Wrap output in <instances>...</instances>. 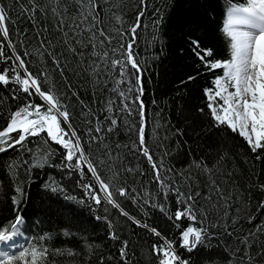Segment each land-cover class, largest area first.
Masks as SVG:
<instances>
[{"label":"snow or ice","instance_id":"snow-or-ice-1","mask_svg":"<svg viewBox=\"0 0 264 264\" xmlns=\"http://www.w3.org/2000/svg\"><path fill=\"white\" fill-rule=\"evenodd\" d=\"M49 4L41 5L38 0L19 4V18L27 20L32 29L17 28L14 42L9 25L17 21L10 15L11 6L0 0V89L8 91L0 102H15L14 110L8 111L0 125V153L14 152L7 164L9 171L18 163L29 172L34 167L43 168L58 151L59 163L53 166L76 181L83 190L82 201L86 196L95 210L106 205L104 215L96 219L105 221L106 235L115 242L116 254L101 253L97 264H129L134 255L129 252L131 242L123 235V225L109 217V207L157 238L151 244L156 264H192L193 250L213 239L223 248L222 264H264V199L259 198L264 197V183L253 184L256 204L250 200L245 204L239 189L229 186L226 177L231 174L220 167L223 157L215 163L193 159L177 169L166 166V150L157 155L147 144V63H141L135 45L139 30L148 28L146 15L151 14L153 28L159 25L161 14L154 0H137L135 18L127 28L123 27L122 14L112 12L122 26L111 31L105 27V16L111 9L103 7L101 0H49ZM49 13L54 21L52 30L46 23L37 29V15L46 20ZM222 32L228 41L226 59L215 58L213 48L189 37L188 52L199 67L193 68L194 74H186L180 84L197 79L201 69L210 75L212 86L202 90L206 103L195 111L208 117L211 128L238 135L260 159L264 155V0L229 4ZM31 43L36 47L29 51ZM217 71L222 74H215ZM80 73L107 90L109 99L100 110L103 119L89 109L84 127L77 128L69 111L70 98H76L82 108L86 106L70 79ZM53 75L59 76L64 91L56 88ZM121 128L134 139L115 143L112 134ZM175 135H183L182 130L177 128ZM29 137H43L42 146H47L43 155L25 149ZM158 147L163 148V144ZM15 150L24 151L30 159H20ZM129 156L136 157L135 165ZM142 161L147 169L141 166ZM12 190L10 206L15 215L0 226V245L9 249L0 250V264H58L55 257L65 251L69 257L80 256L73 249L50 252L46 243H40L48 233L17 249L14 238L25 223L19 207L24 187L19 184ZM52 190L64 189L58 185ZM125 204L134 205L141 215H132ZM153 209L173 223L178 230L176 239L162 236L157 227L147 223ZM93 254V246L86 245L80 264H91Z\"/></svg>","mask_w":264,"mask_h":264},{"label":"trees","instance_id":"trees-1","mask_svg":"<svg viewBox=\"0 0 264 264\" xmlns=\"http://www.w3.org/2000/svg\"><path fill=\"white\" fill-rule=\"evenodd\" d=\"M4 2L11 6L10 15L17 21L16 24L9 25L10 35L15 42L18 39L17 28L20 31L25 27L30 31L32 29L27 20L19 18V4H27L28 0ZM243 2L244 0H154L155 6L160 9L159 25L153 28L150 13L144 17L148 28L139 30L140 36L135 51L139 53L141 63H147L144 99L147 104L146 140L149 147L157 155L166 150L169 153L165 157L166 166L177 169L193 159L203 158L215 163L219 157H223L220 167L231 174L226 177L229 186L239 189L245 204L250 200V203L255 205L258 195L253 184L264 183V155L257 159L256 155L247 149L242 138L224 128H211L208 117L195 111L206 103L202 90L212 86L210 75H205L201 69L197 79L180 84L186 74H194L193 68L199 67L194 64L188 52L189 37L198 38L204 46L213 48L215 58H228V41L222 32L227 8L231 3ZM38 3L50 6L49 0H38ZM101 4L111 9L105 16V27L109 31L122 26L117 23L112 12L122 14L124 28L135 18L137 0H101ZM37 21V29L46 23L49 31L52 30L54 21L51 13L46 20L38 14ZM35 47V43H31L28 50L31 51ZM34 60L38 62L39 57H34ZM215 74L222 72L217 71ZM52 80L57 89L64 91L59 76L53 75ZM70 82L73 89L79 92V100H83L86 106L82 108L76 98H70L69 111L74 125L77 128L84 127L85 120L89 118V109L103 119L100 110L107 106L108 91L103 87H96L95 81L85 73L72 75ZM7 96L8 91L0 89V97ZM34 99L41 103L38 98ZM152 100L156 103L152 104ZM14 106L15 102L11 100L0 102V125L4 124L8 111L14 110ZM177 128L182 130L183 135H175ZM112 139L115 143L126 144L134 139V136L125 134L121 128L119 133L112 134ZM42 142L43 137H29L25 149L32 148L43 155L47 146H42ZM160 144H163V148L158 147ZM49 146L53 151H57L55 144ZM15 151L20 152V159H30L24 151ZM57 157L58 151L57 156L49 159L47 166L34 167L30 172L19 163L13 171H9L7 164L14 158V152L10 150L8 153H0V226L13 219L15 211L10 206V197L14 194L12 189L22 184L24 198L19 207L25 223L21 225L20 233L27 236L28 241L35 242L39 236L48 233L49 237L40 243H46L50 252L53 249H73L75 253H80V256L69 257L65 251L64 255L55 257L58 264H80L86 252V245L93 246L91 264H97L101 253H111L115 256L116 245L106 235L105 221L96 219V216L104 215L106 205H101L99 210H95L86 196L82 201L83 190L76 181L67 176L63 169L53 166L59 163ZM129 160L133 165L136 164V157L129 156ZM141 166L147 169L146 162L142 161ZM58 185L64 190L53 191L52 188ZM148 187L151 188V185ZM170 204H173L171 200ZM124 206L132 215H141L134 205ZM108 215L123 225V235L131 242L129 252L134 255L129 264H156L151 253V244L155 243L157 238L145 229L132 225L126 218L120 217L111 207L108 209ZM146 221L150 226L157 227L162 236L169 239L178 237V230L173 223L158 210L153 209ZM223 256V248L215 239L198 246V249L190 254L192 264H222ZM113 264H116V261Z\"/></svg>","mask_w":264,"mask_h":264},{"label":"rangeland","instance_id":"rangeland-1","mask_svg":"<svg viewBox=\"0 0 264 264\" xmlns=\"http://www.w3.org/2000/svg\"><path fill=\"white\" fill-rule=\"evenodd\" d=\"M17 237V236H16ZM15 239V245H16V248L19 249L21 246H25V242H24V239L22 237H17V238H14ZM3 247V245H2ZM9 250V249H7Z\"/></svg>","mask_w":264,"mask_h":264}]
</instances>
